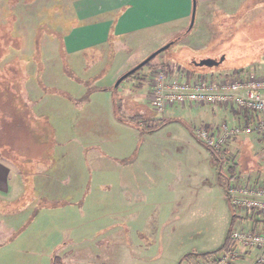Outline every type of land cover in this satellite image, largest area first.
<instances>
[{
	"label": "rangeland",
	"instance_id": "374dc122",
	"mask_svg": "<svg viewBox=\"0 0 264 264\" xmlns=\"http://www.w3.org/2000/svg\"><path fill=\"white\" fill-rule=\"evenodd\" d=\"M20 1L38 3L36 11H17ZM70 1L58 0L57 11H53L50 6L56 5V0H0V68L16 73L21 99L12 107H21L26 115L19 127L17 115L9 109L13 91L10 86H0V153L23 172L26 192L16 204L0 205V211H12L1 215L0 221H6L4 216L13 218L11 229L0 224V264H52L56 252L61 257L65 253L60 251L71 243V229L77 227L81 233L78 240L97 251L107 248L116 264H180L183 260L182 264H191L195 260L185 258L188 254L217 250L225 241L235 213L226 198L225 177L234 176L231 181L235 182L262 159L264 148L249 150L253 135L251 141L246 135L232 139L223 147L226 162L220 169L195 133L207 124L220 127L240 121L234 110L222 105L187 106L158 114L147 97L138 100L137 94H148L151 78L159 68L168 66L173 77L184 75L174 55H182L184 46L197 54L226 50V67L248 68L258 31L251 29L240 38L236 32L243 29H232L227 18L234 19L237 12H214L210 6L205 7L201 25L198 7L192 30L190 20L187 27L171 30L170 36L159 38L146 50L142 46L125 51V58L133 64L125 70L128 72L152 47H156L155 52L171 45L151 66L113 92L110 89L126 73L114 77L120 62L119 43L104 49L105 54L111 53L109 63L104 59L108 64L105 68L100 64L86 69L87 64L73 72L68 67L62 40L72 24L67 7ZM37 43L40 56L36 54ZM90 87L105 92L88 95ZM55 106L63 107L59 116ZM143 110L146 120H141L138 129L129 119ZM236 148L240 151L234 152ZM261 162L264 165V160ZM233 165L235 174L230 171ZM78 176L83 177L86 187L76 195L73 186ZM260 176L257 172L255 180L264 181ZM28 202L33 204L27 206ZM55 202L67 205L47 206ZM239 213H235V220L240 219ZM81 214L87 217L78 220ZM239 227L236 221L234 228ZM124 228L134 231L121 239L118 233ZM137 230L141 231L139 236ZM106 239L112 242L105 244ZM91 255L99 261L102 258Z\"/></svg>",
	"mask_w": 264,
	"mask_h": 264
},
{
	"label": "crops",
	"instance_id": "0c3cea01",
	"mask_svg": "<svg viewBox=\"0 0 264 264\" xmlns=\"http://www.w3.org/2000/svg\"><path fill=\"white\" fill-rule=\"evenodd\" d=\"M52 2L53 0H50V3ZM23 3L24 2L20 1L17 11L18 9L19 11H31V9L36 11L38 3ZM196 3V18L198 7L199 9L201 8V25H203L202 23L204 22L203 15L206 13L205 7L209 6L214 12L224 11L227 13L230 12L231 14L237 12V16L234 17V19L227 17L230 19V27L234 30L240 26L243 28H250L254 23H258L261 44L264 47V0H196ZM50 7L53 8V11H57L58 0H56V5L51 4ZM67 7L70 8L72 24L64 31L62 47L68 64L73 69V72L85 69V65L87 66V64L89 66H87L88 68L86 67V69L91 70L101 66L100 64H104V68L105 66L107 67V62L111 53L110 55L105 54L104 49L110 48L117 42L120 44V49L118 51L120 56L117 57V59H120V62L114 75V77H117L121 73L126 72L125 70L133 65L131 62L129 63L130 60L128 58H125V54L127 53L125 51L133 52L139 48L143 49V47L144 50H146L145 47L153 45L159 38L170 36L171 30L181 31L187 27L192 18L194 0H71L67 3ZM247 33L248 30H244L243 36L245 37ZM121 47L124 49L122 50ZM155 49L156 47H152L149 51L144 53L143 57L139 60H144ZM88 52H93L94 55H88ZM104 59H106L107 62ZM113 60L114 63L117 61L115 58ZM246 70L253 71L259 76H264V57L262 56L261 60L256 61L246 68ZM231 73L232 71L214 72V74L229 76H231ZM146 97L148 98V94L138 93L136 99L142 100ZM56 107L57 106H55V108ZM211 107L214 108V106ZM39 108L42 110L44 109L43 106ZM60 108L63 107H57V116H59ZM179 108L183 109L186 107ZM142 114H146V111L143 110ZM252 135L255 137L254 142L250 140L251 135L247 136V138L253 142H249L251 144L249 150H251L252 147L255 148V146H262L264 148V137L259 134ZM238 150L240 151V149L236 148L233 151L237 152ZM256 153L258 156L261 155L262 159L255 161V163L257 162L256 165L253 164L249 166L247 173L244 175L240 174L236 179L238 178L241 181H255L254 177L257 172L261 175L260 177L264 176V165L261 162L264 160V151L260 153V155L259 152ZM259 181L264 182L262 180ZM34 187L36 188L37 185L35 186L34 184ZM85 187L86 183L83 177L78 176V181L76 179L73 186V192L78 195L80 190L85 189ZM75 188L78 190L75 191ZM25 193L22 173L10 161L0 158V205L10 206L14 201V204H16V201H20ZM46 195V193L43 194V196L40 195V199L43 200ZM6 200H10L9 203L6 204ZM32 204L33 202L27 206H31ZM73 205L74 203H71L69 206L72 207ZM25 209L23 208V210ZM10 212L12 211L2 208L0 217H2L1 215H8ZM239 212L240 216L238 215V217H240V219L236 221H239L240 226L251 227L253 223L257 224L259 227L263 226L264 219L253 216L250 217L243 210ZM14 213L16 214V212ZM235 213H238V211L236 210ZM86 217V215L81 214L78 216V220H83ZM3 218L6 221L1 220L0 224H5L11 229L13 225L9 222H12L13 218L7 217L6 219L5 216ZM77 228L71 229V243L68 244L64 251H60L61 254L65 252L64 254L66 257L63 256L64 254L62 257L67 264H116V261L110 260L111 253L113 252L109 251L107 248L103 251H97L92 249L91 246H86V241L78 240L77 238L81 233L77 232L79 231ZM81 229L83 231L85 226H81ZM133 231L134 229L124 228V231H120L118 234L121 236L120 238L123 239L128 234L131 236ZM2 232L9 231L4 230ZM137 232L139 236L141 231L137 230ZM103 242H105V244H110L112 241L106 239ZM56 246L59 245L57 244ZM92 253H95L97 257H102L101 260L99 261L96 258L93 259ZM78 254H82V257H78ZM84 255H86V258ZM193 258L195 261L193 262V260H191V264L211 263V260ZM234 264H255L254 253H249L247 256L237 259Z\"/></svg>",
	"mask_w": 264,
	"mask_h": 264
},
{
	"label": "built area",
	"instance_id": "2783aa9c",
	"mask_svg": "<svg viewBox=\"0 0 264 264\" xmlns=\"http://www.w3.org/2000/svg\"><path fill=\"white\" fill-rule=\"evenodd\" d=\"M148 99L158 114L170 108L219 106L236 111L240 121L220 127L209 124L196 129V136L205 144L224 153L223 147L232 139L252 134L264 137V76L243 70L229 75L195 74L187 71L173 77L170 71L159 68L149 84ZM239 122V123H238ZM241 122V123H240ZM235 178V177H233ZM232 180V179H231ZM228 181L226 198L234 211H245L250 217L264 219V182ZM232 243L209 264H234L241 257L254 253L255 264H264V224L233 228Z\"/></svg>",
	"mask_w": 264,
	"mask_h": 264
},
{
	"label": "trees",
	"instance_id": "16d2710c",
	"mask_svg": "<svg viewBox=\"0 0 264 264\" xmlns=\"http://www.w3.org/2000/svg\"><path fill=\"white\" fill-rule=\"evenodd\" d=\"M241 24V23H240ZM239 28H242L243 31H237L236 34H239L240 38H245L243 35V32L244 30H248V33H250L249 30H257L258 31V38L255 40L257 43H254L253 44V47L252 49L250 50L253 54L252 57H250L251 59H249L248 61V64H250V62L255 63L256 60H257V57L260 58L262 56H264V47L263 45L261 44V37H260V33H259V26H258V23H254L252 25V27L250 28H243V27H239ZM192 30V29H190ZM247 33V34H248ZM39 35V34H38ZM39 38V37H38ZM40 40V39H39ZM38 47H36V54L37 55H41L40 53V49H39V44L37 43ZM36 45V46H37ZM4 52L6 53V50H4ZM182 55L180 54H177L175 53L174 55H177L176 57V62L177 64H180L182 66V73L184 72H191L193 74H196V72H198L199 74H205L207 71H199V69L197 67H195L194 65H190L188 63H190V61L192 60L191 58L193 56H197V55H205L203 53H200V54H197V53H193L192 51L189 50V48L187 47H182ZM225 54L226 55V58H227V52L226 50H219V49H214V50H211L208 54ZM158 57V56H157ZM155 57L153 60H151L150 62H148L144 67L140 68L138 71L134 72L133 74L129 75L128 77H126L122 82L121 84L125 81V80H128V79H132L140 70H142L143 68L147 67V66H151L152 62L157 58ZM1 59V58H0ZM1 61V60H0ZM251 64V65H252ZM223 68L221 70H216L214 69L215 71L214 72H217V71H220V72H225V71H233V72H239V71H243L245 70L246 68L243 66V67H239V68H229V67H226L227 65V61L225 60L223 62ZM248 66V65H247ZM69 67V65H68ZM165 68V70H168L169 71V67L168 66H165L163 67ZM210 72V71H209ZM127 73V72H126ZM183 73V74H184ZM16 73L15 72H12L11 70L8 71V69H1L0 68V86L4 85V86H10V89L11 91H13V100L12 103H11V108L9 107V109L15 114L17 115V119L18 120V123H19V127L22 126L24 124V121H26V119H24V117H26L25 114H23V109L21 107H17V105L15 107H12L13 104H17L19 102V100L21 99L20 98V95H19V92L20 91V84H19V79L16 78ZM120 84V85H121ZM120 85L118 87L115 86V88H111L110 90L113 91V92H116V90L120 87ZM103 89H100V88H95V89H92L91 87L88 89V95H90L92 92H95V91H102ZM104 90H109L107 88H105ZM2 95V93H0ZM115 95V94H114ZM4 99L6 100L7 99V95H4L3 96ZM114 105L116 107V109H118V104L116 101H114ZM236 112V111H235ZM13 120H14V116H13ZM130 120V124H133L135 127H137L138 129H140L141 125L140 123L142 122L141 120H146V116L145 114H142V113H137L133 118L129 119ZM8 121H10L8 124H12L13 121H11L9 118H8ZM16 127H17V124H16ZM196 136V134H195ZM197 138V136H196ZM198 139V138H197ZM199 140V139H198ZM205 147L206 149L209 151V153L211 154L212 158L214 159V161L216 162L215 164L217 165V167H220V169H222V166L223 164H225L226 160L224 159L223 157V154L218 152L216 149L212 148L211 146L205 144L203 141L199 140ZM0 144H2L0 142ZM0 158H3L2 154L0 153ZM235 168H236V165L232 166L230 168V171L233 172V174H235ZM21 170V169H20ZM21 173L23 174V172L21 171ZM234 176H231V177H225L226 179V183L228 181H230ZM225 190H226V187H225ZM66 206L67 204L66 203H61V204H56L55 203H52V204H48L47 206L49 207H62V206ZM233 212H235L233 210ZM236 218V215L235 213L233 214L232 216V221H231V224H230V227L227 231V234H226V238H225V241L223 243V245L218 248L217 250H214V251H209V252H201V253H191V254H188L185 258H191V257H196V258H200V259H203V260H208L211 262H214L215 259L217 258V256L223 252V251H227L229 250L230 246H231V243H232V240L230 238L231 236V232L235 226V220ZM184 261V260H183ZM183 261L180 263L182 264ZM52 264H65V261L63 260V258L57 254V252L53 255L52 257Z\"/></svg>",
	"mask_w": 264,
	"mask_h": 264
},
{
	"label": "water",
	"instance_id": "95a60500",
	"mask_svg": "<svg viewBox=\"0 0 264 264\" xmlns=\"http://www.w3.org/2000/svg\"><path fill=\"white\" fill-rule=\"evenodd\" d=\"M196 9H197V3L196 0H194V7L192 12V18H191V25L190 29H192L195 25L196 20ZM170 44L161 47L160 49L153 52L150 56H148L145 60H143L140 64H138L136 67L125 73L123 76L119 78V80L116 82L115 86L118 87L121 82L128 77L129 75L133 74L134 72L138 71L140 68L144 67L148 62L153 60L155 57L166 51L168 48H170ZM201 57H195L193 56L190 61V65H194L199 69V71H207L206 73H214V69L221 70L223 68V62L226 60L225 54H205V55H198ZM194 60V61H193ZM210 71V72H209Z\"/></svg>",
	"mask_w": 264,
	"mask_h": 264
},
{
	"label": "flooded vegetation",
	"instance_id": "af4514ba",
	"mask_svg": "<svg viewBox=\"0 0 264 264\" xmlns=\"http://www.w3.org/2000/svg\"><path fill=\"white\" fill-rule=\"evenodd\" d=\"M194 61V60H193Z\"/></svg>",
	"mask_w": 264,
	"mask_h": 264
}]
</instances>
